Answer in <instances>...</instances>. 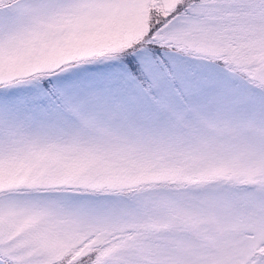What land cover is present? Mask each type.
Instances as JSON below:
<instances>
[{"label": "snow or ice", "instance_id": "1", "mask_svg": "<svg viewBox=\"0 0 264 264\" xmlns=\"http://www.w3.org/2000/svg\"><path fill=\"white\" fill-rule=\"evenodd\" d=\"M0 264H264V0H0Z\"/></svg>", "mask_w": 264, "mask_h": 264}]
</instances>
